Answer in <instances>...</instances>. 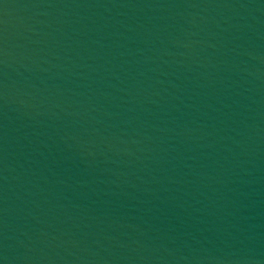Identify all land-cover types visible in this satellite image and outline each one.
Returning <instances> with one entry per match:
<instances>
[{"label": "water", "instance_id": "obj_1", "mask_svg": "<svg viewBox=\"0 0 264 264\" xmlns=\"http://www.w3.org/2000/svg\"><path fill=\"white\" fill-rule=\"evenodd\" d=\"M0 264H264V0H0Z\"/></svg>", "mask_w": 264, "mask_h": 264}]
</instances>
